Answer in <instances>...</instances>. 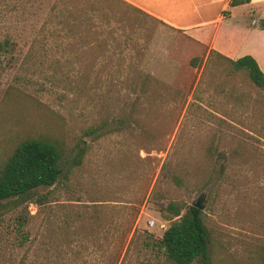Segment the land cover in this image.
I'll return each instance as SVG.
<instances>
[{"label":"rangeland","instance_id":"374dc122","mask_svg":"<svg viewBox=\"0 0 264 264\" xmlns=\"http://www.w3.org/2000/svg\"><path fill=\"white\" fill-rule=\"evenodd\" d=\"M142 1L155 12L0 0V43H13L0 49V168L28 138L63 150L43 203L11 200L0 215V264H174L151 239L172 222L169 201L203 205L210 264H264V88L209 46L220 25L216 48L261 47L244 32L256 15L226 0ZM56 4L109 10L116 35L57 43Z\"/></svg>","mask_w":264,"mask_h":264},{"label":"trees","instance_id":"16d2710c","mask_svg":"<svg viewBox=\"0 0 264 264\" xmlns=\"http://www.w3.org/2000/svg\"><path fill=\"white\" fill-rule=\"evenodd\" d=\"M118 1L127 3L131 7L134 5L126 0ZM250 1L230 0L229 5L236 6ZM140 11L144 13V10ZM51 16L58 20V24L49 30L56 35L57 43H61L62 39L82 35L83 32L92 28L93 30L100 28L110 37L116 35L110 23L109 10L101 12L97 7L56 4L53 6ZM157 20L160 21L158 18ZM260 27L264 29V20L260 21ZM43 31L46 32L45 28L42 29ZM12 44V41L7 38L0 43V49L9 51ZM54 46L55 51L65 49L60 44H54ZM43 49L44 54H48L46 53L48 48ZM213 52L219 57L226 58L234 70H245L257 86L264 88V71L253 55L246 54L233 59L215 50H211L210 53ZM191 62L197 65L198 57H194ZM149 82V75L141 77L143 86ZM84 152L85 147H81L72 161L73 165L81 163ZM62 159L63 150L56 141L38 137L21 141L0 168V215L5 212L7 203L11 200L19 203L34 201L42 204L45 196L36 197L35 195L40 187L52 186L58 182L63 171ZM160 211L169 215L172 222L164 230L161 238L151 239L166 258L174 264H193L196 260L210 264L207 260L209 231L203 220L201 209L192 204L185 206L183 203L169 201L167 204H161ZM148 235L152 236L150 233Z\"/></svg>","mask_w":264,"mask_h":264},{"label":"crops","instance_id":"0c3cea01","mask_svg":"<svg viewBox=\"0 0 264 264\" xmlns=\"http://www.w3.org/2000/svg\"><path fill=\"white\" fill-rule=\"evenodd\" d=\"M127 1L143 9L144 11L155 12L154 9L148 5V3L142 0H127ZM229 2L230 0H226L223 8L232 7L234 10H236L237 8L242 7L246 10V12L256 15V18H254L250 23L248 22L249 24L246 22L248 26L246 25V29H244V32L247 33L248 34L247 36H249L251 39L257 40L259 43L264 45V29L260 27V21L264 19V0H251L250 2L243 3L240 5H236V6H230ZM222 20H223L222 15H220L215 23L219 24ZM181 27H188V26H181ZM200 27L201 26H199V23H196V24L190 25L189 29L196 30V29H199ZM218 29H220V25L215 28V31L213 35L211 36V39L209 41L210 49H216L220 51L222 54L230 58H239L243 55L251 54L257 59L262 70L264 71V46L263 45H261V47H255V48L251 47L248 49H244L243 51L242 50L232 51L230 49L228 50L220 46H217L216 48L215 45H216V40H217V33L219 31ZM226 35H229V34L227 33ZM194 37H196V39L202 42L201 40L202 37L200 35H195Z\"/></svg>","mask_w":264,"mask_h":264},{"label":"water","instance_id":"95a60500","mask_svg":"<svg viewBox=\"0 0 264 264\" xmlns=\"http://www.w3.org/2000/svg\"><path fill=\"white\" fill-rule=\"evenodd\" d=\"M192 205L198 207L199 209H202L203 208V205H201V203L199 201L193 202Z\"/></svg>","mask_w":264,"mask_h":264},{"label":"built area","instance_id":"2783aa9c","mask_svg":"<svg viewBox=\"0 0 264 264\" xmlns=\"http://www.w3.org/2000/svg\"><path fill=\"white\" fill-rule=\"evenodd\" d=\"M150 225H151V226L154 225V221H151V222H150Z\"/></svg>","mask_w":264,"mask_h":264}]
</instances>
